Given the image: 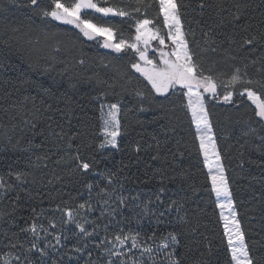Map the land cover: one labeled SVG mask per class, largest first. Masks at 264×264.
Listing matches in <instances>:
<instances>
[{"label":"snow or ice","instance_id":"snow-or-ice-1","mask_svg":"<svg viewBox=\"0 0 264 264\" xmlns=\"http://www.w3.org/2000/svg\"><path fill=\"white\" fill-rule=\"evenodd\" d=\"M13 2L20 6L18 0ZM261 4L264 5V0ZM23 6L43 19L72 26L101 48L129 57L130 69L150 85V93L165 99L176 95L185 101L181 106L190 113L195 125L199 150L211 181L210 191L215 194L217 206L222 210L220 215L231 264H264V239L259 242V249L254 248V242H250L238 219L209 110L210 100L221 102L220 90L223 89L224 104H235L234 96L245 97L254 105L258 122H264V54L251 59L239 56L241 52L255 51L257 46L264 47V8L260 12L259 23L253 24L255 17L247 0H236L231 9L226 0H218L215 4L199 0L197 7L201 14L205 8H215L217 16L221 17V25L227 19L233 30L227 38L228 47L223 49L224 63L230 68V71H225L217 67L216 61L208 60L192 47L188 37H194L195 33L185 31L182 17L189 5L184 0H47V3L24 0ZM149 10L157 13L155 18L149 15ZM161 17L158 24L157 19ZM237 28L240 32L235 31ZM203 35L207 37L208 33L203 32ZM208 43L205 40V44ZM215 43L212 39L211 44ZM36 44L39 45L40 41L37 40ZM36 50L42 52L40 48ZM210 50L217 52L218 48L210 47ZM54 51L59 53L62 49L56 46ZM245 59H248L247 63ZM238 60L240 62L236 63ZM78 63L84 65L85 60L80 59ZM135 96L140 101L146 99L143 91H136ZM95 99L100 102L102 120L100 135L103 139L98 149L117 153L124 151L120 137L127 135V128L122 125L120 117L131 109L120 101L104 103L100 97ZM12 107L23 124L36 129L34 121L21 115L22 103ZM33 109L30 115L35 117L39 110L34 102ZM139 111L147 109L141 105ZM15 119L12 116L9 125L0 124V140L11 145L13 150L28 151V148L20 146L19 140L13 142V134L18 127L12 122ZM250 131L255 133L256 129ZM32 135H36L35 131ZM40 135L44 136V133ZM50 135V142L62 153L55 163L66 165L74 176L85 181L87 198L74 203L65 200L39 211L33 207L27 218L20 217L23 220L21 225L16 220L21 197L14 195L12 210L0 211V223L8 225L7 230L0 231L5 239L3 248L7 250L0 251V264H209L203 254L194 259L180 251L188 247L181 239L183 228L181 231L167 230L173 221L180 226L192 224L186 209L188 196L173 198L175 193L168 195L163 176L150 193L125 195L120 173L125 172L127 164L122 163L115 171H98L96 157L84 151L88 147L83 142L86 133L69 135L61 128V131H53ZM78 136L82 139L74 143ZM153 140L155 145L145 146L137 142L129 145L128 149L138 161L142 152L155 147L157 154L151 158L156 160L159 158L160 141L155 136ZM28 145L33 146L31 139ZM111 154L110 151L108 155ZM46 159L47 155L36 157L37 161ZM29 166L36 168L41 165L30 162ZM43 166L47 167L46 164ZM30 175V172L11 167L5 174H0V200L8 199L9 193L25 190L23 186L30 182ZM90 176L99 179L87 182ZM127 178L125 175L124 179ZM48 184L52 181L49 180ZM192 191L196 193L198 190L193 187ZM133 222L135 228L130 227ZM187 231L192 232V229L188 227Z\"/></svg>","mask_w":264,"mask_h":264},{"label":"trees","instance_id":"trees-1","mask_svg":"<svg viewBox=\"0 0 264 264\" xmlns=\"http://www.w3.org/2000/svg\"><path fill=\"white\" fill-rule=\"evenodd\" d=\"M41 2L47 3V0ZM204 2L215 4L218 0ZM235 2L226 0L230 9ZM247 2L251 4L255 17L252 23L258 24L264 5L261 0ZM18 3L20 6L13 0H0V124L9 125L10 117L15 116L12 122L18 127L13 134V142L19 140L20 146L28 148V151L13 150L11 145L0 140V174H5L11 167L31 175L28 177L30 182L23 186L25 190L9 193L8 199L0 200V211H11L12 197L19 195L21 199L18 201L16 220L22 225L20 217L27 218L33 207L39 211L65 200L74 203L86 199L85 181L74 176L66 165L55 163L62 153L50 142V133L59 132L61 128L69 135L86 133L83 142L88 147L84 151L96 157L98 171H115L122 163L128 165L125 172L120 173L125 195L150 193L163 176L168 195L175 193L173 198L189 197L186 209L192 224L180 226L173 221L167 229H184L181 239L188 247L181 248L182 253L194 259L203 254L209 264H231L221 216L215 196L210 191V179L199 150L195 127L190 113L181 106L185 101L176 95L165 99L150 93V85L130 69L129 57L101 48L95 41H88L70 25L43 19L24 7V0H18ZM184 3L189 5L182 17L185 31L195 33L194 37H188L192 47L208 60L216 61L217 67L230 71L223 60V49L228 47L227 38L233 34L227 19L221 25L218 10L212 7L205 8L201 14L197 7L199 0H184ZM149 15L155 18L157 13L149 10ZM227 15L224 14L225 17ZM161 19H157L158 24ZM235 31L240 32V29ZM203 32H207L208 36L205 37ZM212 39H215V44H211ZM205 40L209 43L205 44ZM56 46H60L62 51L56 53ZM210 47H217L218 51L212 52ZM37 48L42 52H37ZM262 54L264 47L257 46L255 51L241 52L239 56L251 59ZM80 59L85 60L84 65L78 63ZM244 62L247 63L248 59ZM136 91H143L146 99L140 101L135 96ZM220 94V103L209 102L218 150L227 169L238 219L250 242H254V248L259 249V242L264 239V140H261L264 137V122H258L254 105L245 97L234 96L235 104H224L223 89ZM25 97L28 99L25 100ZM95 97H100L104 103L120 101L131 109L127 115L122 113L120 117L122 125L127 128V135L120 137L124 151L117 153L98 149L103 137L100 135V102ZM33 102L39 110L35 117L30 115L34 111ZM21 103V115L34 121L36 129L23 124L12 107ZM141 105L147 111L140 112ZM253 128L255 133L250 131ZM41 132L44 136L40 135ZM246 132L250 134L245 135ZM153 136L160 141L159 158H151L157 154L153 147L142 152L137 161L128 146L137 142L145 146L155 145ZM29 139L32 140V147L28 145ZM81 139L78 136L74 143ZM110 151L112 154L109 156ZM44 155L48 159L36 160L37 156ZM30 162L41 166L32 168ZM125 175L127 179H124ZM98 179L90 176L87 182ZM49 180L52 184H48ZM193 187L198 190L196 193H193ZM130 227L135 228V223ZM188 227L192 232L187 231ZM7 229L6 223H0V231ZM4 243L5 239L0 235V251H7L3 248Z\"/></svg>","mask_w":264,"mask_h":264},{"label":"rangeland","instance_id":"rangeland-1","mask_svg":"<svg viewBox=\"0 0 264 264\" xmlns=\"http://www.w3.org/2000/svg\"><path fill=\"white\" fill-rule=\"evenodd\" d=\"M150 55H152V53H150ZM105 111H106V109H105ZM194 127H195V125H194ZM196 131V130H195ZM202 158H203V156H202ZM204 161V160H203ZM205 165V164H204ZM205 168H206V170H207V173H208V169H207V167L205 166ZM209 176V175H208ZM210 179V178H209ZM210 184H211V181H210ZM214 194V193H213ZM214 196H215V194H214ZM215 200H216V204L218 203L217 202V198L215 197ZM223 200V198H221V201ZM218 207V206H217ZM218 210H219V213L221 214V209L218 207ZM224 212H225V215H227V210L225 209L224 210ZM221 216V215H220ZM222 220V219H221ZM222 224H223V228H224V222H223V220H222ZM226 240H227V238H226Z\"/></svg>","mask_w":264,"mask_h":264}]
</instances>
